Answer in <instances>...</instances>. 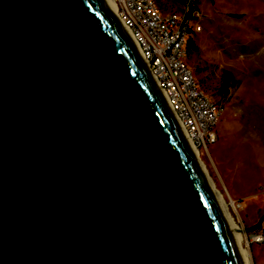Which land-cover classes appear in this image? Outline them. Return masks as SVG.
Returning <instances> with one entry per match:
<instances>
[{"label": "water", "instance_id": "obj_1", "mask_svg": "<svg viewBox=\"0 0 264 264\" xmlns=\"http://www.w3.org/2000/svg\"><path fill=\"white\" fill-rule=\"evenodd\" d=\"M100 0H0V264H243Z\"/></svg>", "mask_w": 264, "mask_h": 264}, {"label": "rangeland", "instance_id": "obj_2", "mask_svg": "<svg viewBox=\"0 0 264 264\" xmlns=\"http://www.w3.org/2000/svg\"><path fill=\"white\" fill-rule=\"evenodd\" d=\"M153 1L188 16L184 61L220 109L216 140L196 159L245 263L264 264V241H249L264 237V0Z\"/></svg>", "mask_w": 264, "mask_h": 264}, {"label": "built area", "instance_id": "obj_3", "mask_svg": "<svg viewBox=\"0 0 264 264\" xmlns=\"http://www.w3.org/2000/svg\"><path fill=\"white\" fill-rule=\"evenodd\" d=\"M116 20L128 32L139 58L184 138L195 150L206 151L216 140L220 109L196 86L185 58L187 15L159 12L153 0H111ZM250 242L264 241L251 235Z\"/></svg>", "mask_w": 264, "mask_h": 264}, {"label": "bare ground", "instance_id": "obj_4", "mask_svg": "<svg viewBox=\"0 0 264 264\" xmlns=\"http://www.w3.org/2000/svg\"><path fill=\"white\" fill-rule=\"evenodd\" d=\"M106 7H107V9L110 11V13L113 15V17L115 18V16H114V12H113V5H112V2H111V0H100ZM119 23V22H118ZM120 24V23H119ZM122 27V26H121ZM122 29H123V31H124V33H125V35H126V37L128 38V40L130 41V43L133 45V47H134V43H133V41L131 40V38L129 37V34H128V32L122 27ZM177 125V124H176ZM177 127H178V125H177ZM178 129H179V127H178ZM179 131H180V129H179ZM180 133H181V131H180ZM182 134V133H181ZM182 137H183V139L185 140V142H186V144H187V146H188V148H189V150L191 151V153H192V155L194 156V158H195V160H196V162H197V159H196V153H195V150L191 147V145H190V143L184 138V136L182 135ZM197 164H198V162H197ZM198 166H199V164H198ZM199 168H200V166H199ZM201 169V168H200ZM209 186V185H208ZM209 188H210V186H209ZM210 190H211V188H210ZM213 194V193H212ZM213 196H214V198H215V200H218L219 201V199H218V197L215 195V194H213ZM220 203V202H219ZM220 206V205H219ZM220 208H221V206H220ZM222 210V209H221ZM222 215H223V218H224V220H225V222L227 223V226H228V228H229V223L226 221V217L224 216V213H223V210H222ZM229 230H230V232H231V236H232V239H233V241H234V243H235V245H236V247H237V250H238V252H239V256H240V258H241V261H242V263L243 264H246L245 263V255H244V251H242L240 248H239V234L236 232V231H234V230H232L231 231V229L229 228Z\"/></svg>", "mask_w": 264, "mask_h": 264}]
</instances>
